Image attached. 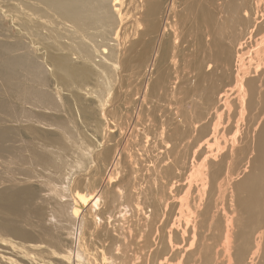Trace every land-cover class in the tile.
<instances>
[{
    "label": "bare ground",
    "instance_id": "6f19581e",
    "mask_svg": "<svg viewBox=\"0 0 264 264\" xmlns=\"http://www.w3.org/2000/svg\"><path fill=\"white\" fill-rule=\"evenodd\" d=\"M2 94L0 112L14 120L0 117V123H41L62 135L52 138L58 144L82 125L77 136L88 130L95 141L93 150L81 149L82 177L75 185L81 183L88 194L83 227L91 226L101 246L94 244L86 256L80 250L62 254L33 246L27 248L33 263H49L48 254L72 264H79L75 256L87 259L84 264H264V0H0ZM10 97L17 105L13 110ZM92 100L94 105L86 104ZM224 109L227 125L238 113L234 121L236 129L244 128L242 139L240 128L231 140L220 132ZM58 115L71 126L58 122ZM173 124L174 134L162 146L151 142L155 126L171 131ZM220 133L222 143L216 141ZM13 134L0 125V163L32 170L24 177L9 173V178L0 171V178L11 183L0 191L9 201L2 208L39 225L40 198L19 183L44 178L34 164L64 166L51 155L50 145L43 154L35 143H13ZM118 135L119 142L130 138L133 145L110 146ZM205 135L213 137L216 148ZM214 148L224 152L216 162L217 156H209ZM203 156L199 167H210L209 178H200L199 168L188 174L192 181L199 176L195 185L203 182L199 201L191 199L193 184L187 179L188 187L182 185L189 193L177 197L181 206L172 204L175 177L186 170L185 161L192 159L195 167V159ZM141 161L152 162V171L145 173L148 164L137 167ZM160 162L172 169L160 171ZM102 165L111 170L104 176L111 190L94 177ZM63 174L42 195L52 216L46 223L56 226L68 216L63 198L72 181ZM210 214L217 235L211 238L214 244L198 252L197 235ZM7 222L18 226L15 219Z\"/></svg>",
    "mask_w": 264,
    "mask_h": 264
},
{
    "label": "rangeland",
    "instance_id": "374dc122",
    "mask_svg": "<svg viewBox=\"0 0 264 264\" xmlns=\"http://www.w3.org/2000/svg\"><path fill=\"white\" fill-rule=\"evenodd\" d=\"M6 26H9V25L7 24ZM120 27H121V29H124V24ZM4 96L5 95L2 94L0 96V98H4ZM180 96H178V97H180ZM10 99L12 100V102H10V105H11L10 110H13V109L17 108L16 107L17 105L15 103L16 101L12 97H10ZM68 101H69L68 103L71 102V105H73V107H74V104L72 103V101L70 99ZM11 103H13L14 105ZM94 103H96V102L92 100V103H90V104L86 103V104L87 105H94ZM18 109H21V106H19ZM223 111H224V115L222 117V122L223 121L224 122L222 124V130H220V132H222L224 130L223 135L225 136V138L228 140H231V138H233V136L235 135L233 133L237 132L236 130H238L240 128L241 130L238 132L241 134H239V136L237 135V137H240V139H242L241 138L242 137V131L244 128L242 127L243 128L242 129L240 126L236 129V127H235L236 125L239 126V124L236 123L238 113H236V115H233V117L235 119L233 117L230 118L231 121L227 125L226 122H228V120H229V116H227V115H229V114L225 109ZM5 116L7 118H10L12 121L14 120L8 114L6 115V114L0 112V117H5ZM212 118H208V119H210V121H211ZM56 119L58 120V122L64 123L65 126H67V127L71 126L69 123H67L68 119L65 116L58 115V116H56ZM216 120L217 119H214V121H216ZM232 120H233V123H232ZM234 120H236V121H234ZM88 124H89V122H88ZM0 125L2 126V128H4L6 126L7 128H10L13 131L14 134L11 137V141L13 143H16L17 145H20V144L23 145L26 142L32 143V144L35 143L36 148L39 150L40 153H43V154L46 153V151L44 149L45 145H50V146H48V148L50 147L55 152V154H51V155L54 157L55 160L62 162L63 166H64V168L61 167L58 169L56 166L53 167V165L34 164L33 165L34 171L38 175L40 174V175L44 176V178L42 179L39 176H34L33 178L29 179V181H23V182L19 183V185H24L26 187H29L30 191L33 192L34 196L36 195V197L40 198V199H37L36 204H37L38 209L40 210L39 214L41 215V218L43 219V223H40L39 225H37L34 222H31L29 225L28 223L25 222V220L22 217L11 215L10 213L5 212L2 208V206H3V204L8 203L9 201L5 200L4 197H0V264H35L31 261V258L27 254L28 253L27 248L33 247V246H36L37 248H40V249L48 248V249H46L47 251H51L49 247H54L53 249L56 252H60L62 254L65 251H69V250H71V252H75L76 250L83 251L82 255H84V256H86L88 253L90 254L93 247H94V244H97L96 241H98V239L94 238L93 234L90 232L91 226H89L87 228L83 227V224L81 221L84 219V211H85L84 209L86 207L85 201H87V202L89 201L86 199L88 194L83 192L84 188H83V185H81V183L78 185H75V182L80 181V178L82 177V175L80 174L81 165H80V162H78V159L81 156V149L93 150V148H94L93 141L94 140H90V139H93V134L90 131L86 130L87 134H82L81 136H77L76 131H78L80 129L81 130L85 129V126L78 125L80 128L75 127L76 131L74 130L72 132L73 137H69L68 139H65L62 144H58V143H56L55 140H52V138L57 137V134L59 137H62V135H59V133H53V131H50L49 129H47L45 126H43L41 123H38V122H23V123L19 124V123H9V122L4 121V122L0 123ZM88 126L89 125H87V127ZM174 126H176V124L170 125L171 131H167L166 127L163 128L162 126H159V127L155 126L154 130L150 136L151 142L155 143V144H160V146H162L166 142V140H168L167 137L170 136L172 133L174 134V132H173V130L175 128ZM229 126L231 128H233V126H234L233 131H232V129H229L230 128ZM243 126H245V125H243ZM87 129H89V127ZM229 134H231V135H229ZM211 135H209V136L205 135V136H207L205 138H210ZM221 135L222 134L220 133V135H219L220 139L216 140L220 143H222V141H223V136L220 137ZM63 136H65V134H63ZM118 138L121 140V137L118 135L117 139L115 137L114 141H112L110 143V146L111 145L112 146L117 145L119 143H120L121 148H122L123 144L133 145V139L129 138L126 141L119 142ZM115 140L117 143L115 142ZM172 140L174 142V139H172ZM209 140H210V142H212L211 145L216 148L215 141H214L213 137L208 139V141ZM12 142H7V143H12ZM94 144H95V141H94ZM174 144H175V142H174ZM161 148H163V147H161ZM215 148H214V152H213L214 154L212 153V155H211V153H210L209 156H211V157L217 156L216 159L212 158L216 162L218 160V158L220 160V156L222 154H224V152L223 153L220 152V154H221L220 155L218 152H215V150H216ZM228 148H229V146H228ZM101 150H100V152H101ZM152 153L154 154L152 156V159L154 160L156 155H155V152H152ZM166 157L169 160V162L173 161V159H174V156L172 155V153L168 154ZM124 158H125V155H124ZM203 158H205V156L201 157L200 159L199 158L195 159V162H194L195 167H193L191 165L192 159H188L185 161L186 162V166H185L186 170H184V168H182L183 172L181 171V174L176 175V177H175V180L177 182L179 181V183H177L175 186H173V189L176 191H174V193H173V195L175 194L174 199L169 200L172 204L181 206V202H179V203L177 202V197L179 199H181V196L183 198L185 193H189L188 188H186V190H185V187H188V180H190V179H188V177L191 175V172L194 173L193 169L196 170V168H199L200 173H201L200 178L201 177H205V178L208 177L207 172H209L210 167L204 166L205 164H203V166H201V169L199 167V164L203 163V160H202ZM169 162H160V163H156V165L160 168L159 169L160 171L166 172L167 171L166 168L168 166L171 167ZM2 164H4V162L0 163V171L2 173V175L1 174L0 175L4 176L5 178H9V176H10L9 173H13V172H20V174L15 173L17 175V177H24L25 174L29 172V170H32V168L27 167L26 165L19 166L17 164L11 163V164L6 166L5 165L6 163L4 165H2ZM147 164L151 166V169H149L148 171L145 172V173H147L149 171H152V165H151V164H153L152 162L148 163V162L141 161L139 164H137V167H142L143 165H147ZM103 167H104V165H102V171H101L100 175L95 174L94 177H96V180H100L105 185V187L108 188V184H107L104 176L107 175V173L110 172L111 170L103 168ZM202 167L205 170L204 169L202 170ZM128 168L130 169V166H128ZM190 168H192V170ZM13 169H16V170H13ZM171 169H172V167H171ZM204 171H206V173H204ZM86 173H89V172H86ZM60 174H63V176H65L67 178L69 177L72 182H71L69 190L66 191L69 195H67L63 198L64 202H68V206H67L68 216L63 221L62 226H56L55 224L46 223V221L51 219L52 216L49 214V212H50L49 211V205L44 204L42 202L43 197H44L42 195L45 193V191L47 189L53 188V185H57L58 183H60V180L58 178V176ZM188 174H190V175L188 176ZM204 174H205V176H204ZM195 177L198 178L199 176L195 175ZM196 178H194V181H196ZM183 179H184V181H182ZM168 180H170V179H168ZM147 181H149V180L145 179V181H143V182H147ZM194 181L190 180V182H192V184H193L192 185L193 188L191 187L192 192H195V193H192V192L190 193L191 199H192V197L195 198L198 195L197 193H198L199 189L201 192L202 191L201 188H203V186H202L203 182L201 180L199 181V183L200 182L202 183V184L201 183L199 184L200 187L198 185H195ZM169 182H170L169 187H171L172 186L171 183L173 181L170 180ZM218 182H220V178H219ZM10 185H11L10 182H7V181H5V179L0 178V191L3 189H6V188L9 189ZM195 188H197V190H195ZM111 189L112 188H108V190H111ZM206 189L208 192L209 185ZM89 190L93 191L96 189H94L93 186H90ZM177 190H178V192H177ZM47 192H48V190H47ZM169 192L171 194L170 189L168 190V194H169ZM192 194L193 195L195 194V195L193 196ZM197 199H198L197 201H199L198 196H197ZM217 199H218L217 197L214 198L215 201ZM51 202H52L53 206H55L57 204V202L53 199ZM195 202L196 201L193 200L192 205H194ZM104 203H105V201H104V199H102L101 200V209H102V207L103 208L105 207ZM155 203H156V201H153V204H155ZM215 205H216V203H215ZM175 209H176V211L173 212V214L175 213L173 216L178 218V216H181L177 212L179 210V207L175 208ZM176 213L178 214V216ZM211 214H213V213H211ZM211 214L208 217L204 216V218H206V219H204L202 221V224L204 225V228H202L203 233H202V235H197L198 240H196L197 242H195V246L197 248V244H198V252H202V249L204 248L205 244H208L211 242L213 243V240L211 238H212V236L217 235L216 233H214V229H212V227H211V220H212L211 218L213 217V215H211ZM229 215H230V213H229ZM78 218H80V220ZM8 219H15L18 226L15 228H12L10 226V224L7 222ZM201 219H202V217H201ZM199 220H200V218H199ZM35 221H36V219H35ZM109 228H110V225H109ZM42 229L46 231L45 233H48V234H46V236H41V233L39 231H41ZM145 234H146V232H145ZM38 236H40V240L44 241V242H41L38 239ZM106 237H107L106 233H102V238L104 239ZM118 244H120V248H122V249L124 247H126L123 240L119 241ZM97 245H100V244H97ZM86 246H88V248ZM106 254L108 257L109 256L108 253H106ZM45 259L49 263H43L41 261H39V263L40 264H72V261H69V260L63 258L60 255L49 256L47 254ZM73 261H76L79 264H84V262H87L88 260L84 259L82 257H76L75 256V259Z\"/></svg>",
    "mask_w": 264,
    "mask_h": 264
}]
</instances>
